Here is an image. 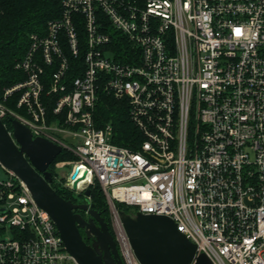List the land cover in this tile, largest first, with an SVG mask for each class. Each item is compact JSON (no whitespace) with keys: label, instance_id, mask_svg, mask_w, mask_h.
<instances>
[{"label":"built area","instance_id":"obj_1","mask_svg":"<svg viewBox=\"0 0 264 264\" xmlns=\"http://www.w3.org/2000/svg\"><path fill=\"white\" fill-rule=\"evenodd\" d=\"M59 1L15 63L25 78L0 87L5 126L17 120L70 155L52 170L62 183L56 168H71L66 191L100 187L123 264L141 262L118 203L169 217L212 264H264V0ZM70 58L81 63L68 81ZM101 90L127 107L137 149L98 126ZM0 168V230L11 233L0 264L74 260L27 185Z\"/></svg>","mask_w":264,"mask_h":264},{"label":"water","instance_id":"obj_2","mask_svg":"<svg viewBox=\"0 0 264 264\" xmlns=\"http://www.w3.org/2000/svg\"><path fill=\"white\" fill-rule=\"evenodd\" d=\"M11 125L10 132L0 119V163L27 185L36 204L49 214L76 264H123L108 224L94 205L74 204L52 187L50 166L62 153V147L34 138L17 120H11ZM78 170L76 167L72 177ZM84 194L90 196L91 191ZM76 209L88 212L91 218L85 220L74 212ZM119 216L141 264H191L194 260L195 264H212L206 255L196 256V245L177 230L169 217L124 210L119 211ZM80 228L95 236L92 245L84 241Z\"/></svg>","mask_w":264,"mask_h":264},{"label":"trees","instance_id":"obj_3","mask_svg":"<svg viewBox=\"0 0 264 264\" xmlns=\"http://www.w3.org/2000/svg\"><path fill=\"white\" fill-rule=\"evenodd\" d=\"M61 14V5L59 0H3V14L0 17V87H10L13 84L23 80L24 74L15 69V63L22 58L28 48V40L31 33H45L48 21L58 18ZM81 63V58H70L71 68L69 70L67 80L77 77V67ZM47 74L51 71L46 68ZM18 95L14 96L15 100ZM43 99L46 100L44 93ZM13 100L8 103L10 107H14ZM50 108V107H49ZM97 123L98 126L111 123L114 128L113 143L137 149V143H141L143 138L139 135L136 127L129 119L127 107L108 96L101 90L99 93V102L97 105ZM6 122L8 129H12L11 123ZM70 155L62 152L57 160H68ZM54 165V163H53ZM51 166V171L52 167ZM62 197L74 198L73 194L63 193L56 190ZM91 197L94 205L107 213L106 221L112 231L111 220L109 215L106 198L99 186L91 190ZM120 210L127 213H134L135 210L124 204H117Z\"/></svg>","mask_w":264,"mask_h":264},{"label":"flooded vegetation","instance_id":"obj_4","mask_svg":"<svg viewBox=\"0 0 264 264\" xmlns=\"http://www.w3.org/2000/svg\"><path fill=\"white\" fill-rule=\"evenodd\" d=\"M50 170H51V166H50ZM55 184H56V182L53 180V183H52L53 188L55 190H57ZM78 196H79L78 198H75V197L74 198H71V197H63V198L66 199V200L72 201L74 204H81V205L88 204L89 207H90V205H94V203L92 201V197H91V199H89L86 195H83V194L82 195H78ZM94 209L98 213H100L101 218H103L105 220V222L107 223V221H106V218H107L106 211L98 209L95 205H94ZM74 212L76 214H80L85 220H89L91 218L90 214L88 212H86V211L76 209V210H74ZM109 230H110V228H109ZM80 232H81V234L83 236L84 241L87 244L92 245L94 243V241H95V236L94 235H87L86 234V230L84 228H80ZM110 232L113 235V232L111 230H110ZM113 238H114V236H113ZM114 242H115V240H114ZM115 244H116V242H115ZM116 247H117V244H116ZM98 249L101 250L100 247H98ZM117 250H118V247H117ZM118 253H119V251H118Z\"/></svg>","mask_w":264,"mask_h":264},{"label":"rangeland","instance_id":"obj_5","mask_svg":"<svg viewBox=\"0 0 264 264\" xmlns=\"http://www.w3.org/2000/svg\"><path fill=\"white\" fill-rule=\"evenodd\" d=\"M63 161L64 160H61V159L57 160V161L55 160L54 161V165L52 167V170L55 167V165H60L61 162H63ZM62 166L63 167H61L59 169L56 168L55 173L58 175V179L60 178V181L62 183H64L66 178H67V176H68V174H69V172H70L71 168L69 166H67L66 164H63ZM0 178L3 179V180L8 179V176L6 175L5 171L2 168H0ZM62 183L56 182V184H55L56 185V189L59 190V191H62L64 194L66 192L70 193L69 191H66L64 188H62ZM52 187H53V185H52ZM78 195L79 194H76V195H73V196L75 198H78L79 197ZM2 227H4V225L0 224V228H2ZM10 234L11 233H10L9 227L7 226V229L5 231L0 230V239L5 238L7 235L9 236ZM63 264H76V262L74 260H69V261L64 262Z\"/></svg>","mask_w":264,"mask_h":264}]
</instances>
